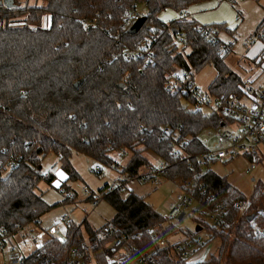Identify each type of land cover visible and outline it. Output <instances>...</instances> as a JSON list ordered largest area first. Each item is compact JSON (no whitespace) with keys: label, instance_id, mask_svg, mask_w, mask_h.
Here are the masks:
<instances>
[{"label":"trees","instance_id":"trees-1","mask_svg":"<svg viewBox=\"0 0 264 264\" xmlns=\"http://www.w3.org/2000/svg\"><path fill=\"white\" fill-rule=\"evenodd\" d=\"M200 1L33 0L21 5L14 0L13 7L0 5V230L14 231L17 224L40 218L51 207L37 193L40 162L48 153L59 157L67 179H73L77 174L70 162L73 152L109 166L115 164L109 151L130 152L122 172L134 176L140 167L151 166L143 156L147 151L168 162L162 177L181 185L191 181L198 197V186L205 183V192L214 196L208 205L219 203L223 208V226L197 218V227L206 229L208 240L218 239L217 254L187 262L180 255L174 259L168 248L155 249L147 228L164 217L133 190L105 193L109 186L105 185L99 192L115 210L105 223L112 232L95 244L92 264H128L135 255L133 246L151 250V259L144 264H264V211H260L264 182H257L247 209L238 213L232 203L246 196L225 176L198 166L194 158H184L206 149L201 133L215 128L219 119L211 113L193 114L188 91L172 93L165 87L166 73L179 67L192 80L207 64L215 69L206 89L210 96L224 99L245 86L225 62L228 52L222 39H207L193 20L166 23L157 17L166 8L180 12ZM139 2L146 6V19L131 34L128 16ZM215 25L232 33L223 23ZM173 30L183 35L181 47L172 45L177 36ZM151 31H158L150 45L151 58L126 59L124 52L140 47ZM256 40L264 42V36ZM12 160L16 165L9 167ZM51 180L52 175L46 181ZM84 230L87 235L93 232L85 220L79 224L70 220L63 239L50 237L38 249L40 257L33 251L22 264H69L71 250L85 238ZM173 232V225L162 229L164 235ZM120 237L121 259L106 260L102 248Z\"/></svg>","mask_w":264,"mask_h":264},{"label":"built area","instance_id":"built-area-1","mask_svg":"<svg viewBox=\"0 0 264 264\" xmlns=\"http://www.w3.org/2000/svg\"><path fill=\"white\" fill-rule=\"evenodd\" d=\"M139 16H141V14H139L136 9L130 11L128 16L129 24L131 25ZM190 16L191 15L186 10H183L180 12V16L177 20H190ZM262 24V30L259 31V35H250L243 40L245 46L251 44L256 38L258 39L264 36V21ZM194 26L203 36L211 41L217 42L222 39L220 37L222 31L215 24H198L196 22ZM176 34L177 36L173 40L172 45L181 47L184 43L183 35L178 31ZM157 37L158 31H151L140 47L124 52L126 59H130L131 57L139 58L143 55H147L150 59L151 55L154 54L150 45ZM222 43L227 52L232 51L233 40H227L226 42L222 41ZM177 68L166 73V89L169 92H180L181 94L188 91L192 97L191 110L193 114L202 112L211 113L220 121L219 124L212 129L214 138L210 146L205 144L206 149L204 151L197 154H185L184 158H194L200 167L216 161L225 162L242 159L245 162L244 171L246 173H249L252 169L256 168L257 165L263 163L264 87H255L251 84H245L240 93H232L224 99L214 98L209 95L207 90H201L199 87L195 86L193 79L191 80L186 75L187 73L184 71L180 72ZM175 155L176 151L172 153V156ZM15 165V161H10L9 167ZM168 165V162L165 160H156V162L152 163L151 166L139 176H130L128 173H125L122 178L116 179L109 185L105 193L114 189L124 188V192L128 194L131 190H126L127 181L131 178H137L150 185H156ZM188 167H190L189 164ZM92 170L99 173L101 167L95 165ZM51 175L50 171H42L41 173L42 179L45 180ZM258 181L260 180H257L256 184ZM198 188L200 189L199 197L193 193L194 189L192 188V182L188 180L184 181L182 183L183 193L178 195L176 202L171 205L167 218H182L185 214V209L191 205L193 201H196L197 204L200 205V207L196 209V212L201 219L205 220V218H207L211 224L218 227L223 226V208L220 207L219 203L213 206L208 205L214 196L211 192H205L207 188L205 183L202 182L199 184ZM83 189L84 192L87 193L88 187L86 185L83 186ZM102 197H104V193L99 192L98 195H93L90 201L93 205H97L99 199ZM248 203L249 196H246L235 199L232 206L238 213L242 214L247 209ZM260 211L263 212L264 210L260 208ZM56 220L59 226L66 229L70 221V215L68 212L60 213L57 215ZM39 222L40 218H36L24 224H17L14 229V231H16L24 227L26 228V234L23 236L25 241L30 240L32 242L34 251H36L34 253L35 257H40V251H38V249L43 244L41 237L44 231L42 229L35 230L31 225H38ZM162 229V223L157 224L155 227L147 228V232L151 233L154 239L155 249L168 248L169 253L174 259H178L180 255V257L187 262L196 261L193 259L200 255L199 253L202 247L199 238H184L170 242L166 239V235L162 233ZM14 231H8L7 229L0 230V244H2ZM111 232V227L108 224H103L98 229L93 230L92 234L88 236L89 239L87 241L84 239L71 250L68 257L69 264H92L91 258L95 244L98 241L107 240ZM131 251L135 252L137 264L147 263V261L151 259V250L138 251L136 247L133 246ZM102 252L106 260L119 262L122 254H124V239L120 237L111 240L104 245ZM8 257L9 264H22L24 259L22 253L18 250H11Z\"/></svg>","mask_w":264,"mask_h":264},{"label":"rangeland","instance_id":"rangeland-1","mask_svg":"<svg viewBox=\"0 0 264 264\" xmlns=\"http://www.w3.org/2000/svg\"><path fill=\"white\" fill-rule=\"evenodd\" d=\"M25 1H27L28 4L33 2V0H18V2H21V5H23ZM260 4H264V0H235L233 2L229 0H203L184 9L191 15L190 20H193L192 18L195 17L198 24L223 23L230 32L232 29H237L240 32V34L234 33V35L222 32L220 37L224 42L233 40L232 51L228 52L225 62L232 70L238 72L244 80H246L244 76L245 73H247L245 72V68L250 65L251 69H253L255 66L244 54V50L249 45L245 46L243 40L248 37L252 25H254L262 15ZM136 11L141 15L147 12L144 2L137 3ZM238 11H241L243 17L238 15ZM180 12L172 8H166L160 11L157 17L167 23L178 19ZM255 41L252 42L251 45L256 43ZM187 51H189V49H187ZM177 70L182 72L180 68H177ZM214 76L215 69L207 64L193 74L194 85L201 90H206ZM263 80L264 74L259 76L256 82H261ZM201 138L207 146H210L214 138L213 130H204L201 133ZM108 155L114 158L115 164L109 166L88 156L73 152L70 157V162L77 173L76 177L73 179H67L68 175L62 168V162L56 154L48 153L41 159L40 170L50 171L52 180L48 182L45 179H41L38 183L37 193L41 194L51 206L45 212L43 218L46 225H49L48 229H53L51 231L54 235L57 230L54 229L53 218L57 217L60 213L68 212L71 221L77 224L85 220L93 230L101 227L114 215V208L103 197L99 199L97 205H93L90 198H88L91 194L98 195L99 189L105 185H111L116 179L122 178L124 174L122 168L126 165L131 156L130 152L126 153L119 151H109ZM143 156L151 162V164L157 160L153 154L147 151L143 152ZM95 165L101 167L99 173L92 170ZM206 167L211 168L219 175L225 176L226 179L245 196H250L257 180L264 182V162L257 165L256 168L252 169L249 173L244 171L245 162L242 159L225 162L216 161L206 164L202 168ZM144 168L145 166L140 167L135 176L144 173ZM251 178H254V181L251 180ZM65 183L67 187H69L67 191L71 194L69 197L70 201L66 198L68 195L67 191H61V187H64L62 184ZM84 185L88 187L87 193L84 192ZM126 188V190H133L134 193L143 196L145 201L150 203L154 210L164 217V221L160 222L162 223L163 229L169 225L174 226L175 232L166 234V239L168 241L181 240L187 238L189 235H194L192 237L200 239L202 243L201 252L197 258L193 259L196 260L194 262L208 260L212 255L214 256L217 254L218 239L209 241L205 228L196 230L197 218L199 217L196 209L200 207L196 201H193L192 204L185 209V214L182 218H167L171 205L176 202L178 195L183 193L180 181H172L165 177H160L156 185H150L137 178H131L127 181ZM124 194H126V192H124ZM205 220L210 224L207 218H205ZM41 223L43 225V222ZM81 226L83 229L84 225L81 224ZM60 235H55V237H65L63 233ZM84 237L86 241L89 239L85 230ZM19 245V251L24 253L25 256L34 251V246L29 241H27L25 245ZM9 252L8 246L0 247V264H9ZM129 262L130 264H137L136 255L130 256Z\"/></svg>","mask_w":264,"mask_h":264},{"label":"crops","instance_id":"crops-1","mask_svg":"<svg viewBox=\"0 0 264 264\" xmlns=\"http://www.w3.org/2000/svg\"><path fill=\"white\" fill-rule=\"evenodd\" d=\"M260 7H261V10H262V15L258 19V21L254 25H252V29L249 30L248 36L254 34V31H255L256 27L258 26V24L264 18V4H262V5L260 4ZM238 15H240L241 17H243L241 11H238ZM192 19H193V21L197 22L196 19H195V17H193ZM231 31H232L231 35H234V33L240 34V32L237 29H232ZM255 40H253L252 42H254ZM255 42L256 43H254V44H256V45L249 44V46H247L246 49L244 50L245 56L250 61L253 62V65L255 67L253 69H251V66L250 65L248 67H246L245 68L246 69L245 72H247V73H245V76H244V78L246 80H244L242 77L241 78L245 82L246 85L251 84V85L254 86V84H255L256 87H264V80L261 81V82H256L257 78L259 76H262V74H264V42H262L261 40H256ZM61 191L62 192H66L65 187H64V189H63V187H61ZM67 193H68V195L66 196V198L69 200V197L71 196V194H69L68 191H67ZM44 216H45V213H43L40 216V222H39L38 225H31L33 227V229H35V230L42 229L44 231L43 232V235L41 237V241L42 242L48 240L52 236L53 237H55V235H58L59 236L62 233L65 236L66 229L65 228H62L61 226H59V224L57 223L56 217L53 218L54 229L57 230V232H55V235H54V233H52V231H51L53 229H48L49 225H46V222H45V220L43 218ZM41 222H43V225H42ZM66 228H67V226H66ZM26 231L27 230H26L25 227L22 228V229H20V230L14 231L7 239H5L3 241L2 244H0V247L8 246L9 247V251H11V250H18L19 251V246H20L19 244L25 245V244H27V241H29L30 243H32L30 240H26L25 241V238H24L23 235L26 234ZM22 236H23V238H22ZM87 236H89V235H87ZM60 237H61V235H60ZM60 239H63V238H60ZM22 255H23V257H27L28 256V255L25 256L24 253H22ZM128 264H130L129 260H128Z\"/></svg>","mask_w":264,"mask_h":264},{"label":"water","instance_id":"water-1","mask_svg":"<svg viewBox=\"0 0 264 264\" xmlns=\"http://www.w3.org/2000/svg\"><path fill=\"white\" fill-rule=\"evenodd\" d=\"M1 4L6 6V7H13L16 5L14 0H0V5ZM145 19H146L145 15H141L138 18H136L135 21L128 28V32L131 34L136 33L140 29L142 24L144 23ZM172 32L177 33V30H173ZM75 85H77V83H75ZM119 86H122V85L119 84ZM251 180H253V178H251ZM198 229H199V227H196V230H198Z\"/></svg>","mask_w":264,"mask_h":264},{"label":"snow or ice","instance_id":"snow-or-ice-1","mask_svg":"<svg viewBox=\"0 0 264 264\" xmlns=\"http://www.w3.org/2000/svg\"><path fill=\"white\" fill-rule=\"evenodd\" d=\"M62 175V174H61Z\"/></svg>","mask_w":264,"mask_h":264}]
</instances>
